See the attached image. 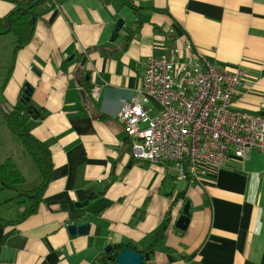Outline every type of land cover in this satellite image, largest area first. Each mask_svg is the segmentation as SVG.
I'll list each match as a JSON object with an SVG mask.
<instances>
[{
    "label": "crops",
    "instance_id": "0c3cea01",
    "mask_svg": "<svg viewBox=\"0 0 264 264\" xmlns=\"http://www.w3.org/2000/svg\"><path fill=\"white\" fill-rule=\"evenodd\" d=\"M57 1L15 54V38L0 34V114L21 104L28 84L40 117L27 127L52 162L37 211L19 223L0 221V264H98L108 245L128 243L146 249L145 264H264V154L231 158L214 177L178 180L169 165L135 161L136 140L117 119L131 99L156 113L137 93L142 64L150 56L175 60L178 51L184 57L189 44L219 67L241 68L234 107L264 117V0H133L152 9L138 14L117 0ZM12 8L0 0V19ZM18 146L7 157L23 174L19 161L26 166L29 156ZM11 192L0 201L8 221L18 217L4 204ZM181 193L185 200L172 207ZM186 200L190 218L180 231ZM71 224L89 231L71 236Z\"/></svg>",
    "mask_w": 264,
    "mask_h": 264
},
{
    "label": "built area",
    "instance_id": "2783aa9c",
    "mask_svg": "<svg viewBox=\"0 0 264 264\" xmlns=\"http://www.w3.org/2000/svg\"><path fill=\"white\" fill-rule=\"evenodd\" d=\"M186 48L192 53L182 57L176 50L175 60L150 56L142 64L137 93L156 113L131 99L117 119L136 140L135 161L169 165L176 179L199 181L214 177L231 158L246 161L254 151L264 154V117L234 107L241 68L218 67L190 44Z\"/></svg>",
    "mask_w": 264,
    "mask_h": 264
},
{
    "label": "trees",
    "instance_id": "16d2710c",
    "mask_svg": "<svg viewBox=\"0 0 264 264\" xmlns=\"http://www.w3.org/2000/svg\"><path fill=\"white\" fill-rule=\"evenodd\" d=\"M13 4L12 10L2 19H0V34L10 28L9 33H12L15 38L13 54L19 49L27 45L32 37L33 25L38 16L58 7L57 0H6ZM121 5L128 7L134 14H138L141 10H152L137 7L133 0H117ZM39 8L41 12L38 13ZM138 22V21H137ZM217 66V65H216ZM219 67V66H218ZM21 104L13 107L9 112L3 113V121L6 128L16 137L24 153L29 156L39 172V184L29 191H22L19 185L25 182L21 172L16 167L11 158H7L0 164V192L11 190L15 193V197L6 201L4 204L8 207L13 206L16 202L18 217L15 220L8 221L0 217V221L5 225L19 223L37 211L38 205L42 201L43 194L51 180L52 162L51 154L48 148L36 139L27 127L28 121L39 119V114L30 104L29 98L25 97L23 92L20 93ZM178 198L185 200L184 194L181 193L173 201L172 207L176 205ZM171 207V208H172ZM137 218L141 220L144 215V210L138 212ZM136 215V214H135ZM170 213L168 212V217ZM118 249L123 247L131 248L132 250L144 254L146 249L138 248L131 243L125 245H113ZM113 258V251L103 252L98 258V264H108L109 259Z\"/></svg>",
    "mask_w": 264,
    "mask_h": 264
},
{
    "label": "water",
    "instance_id": "95a60500",
    "mask_svg": "<svg viewBox=\"0 0 264 264\" xmlns=\"http://www.w3.org/2000/svg\"><path fill=\"white\" fill-rule=\"evenodd\" d=\"M123 26V21L122 20H118L116 22V25L114 27V30L111 34L110 37V41H114L117 36H118V32L121 29V27ZM10 28L7 29L4 33H9ZM84 61H82L83 63ZM31 87L28 84H25L24 89H23V94L25 97H30L31 96ZM87 202L84 203H75V207L77 208H81L82 206L86 205ZM190 201L186 200L184 201V203L182 204L180 210H181V214L180 216L177 218V220L175 221V228L180 230V231H184L187 228V225L189 223V218H190ZM67 230L69 232V234L71 236H75L76 234L79 235H85L88 233L89 231V224H83V225H75V224H71L67 227ZM112 252L113 251V258H108L109 260H112L115 262V264H145L144 262V256L141 253H138L134 250H132L131 248L128 247H123L118 249L117 247L113 246V245H108L105 248V252Z\"/></svg>",
    "mask_w": 264,
    "mask_h": 264
},
{
    "label": "rangeland",
    "instance_id": "374dc122",
    "mask_svg": "<svg viewBox=\"0 0 264 264\" xmlns=\"http://www.w3.org/2000/svg\"><path fill=\"white\" fill-rule=\"evenodd\" d=\"M8 35L9 36H3V37H10V38L14 37L12 33H9ZM1 39H6V38H1ZM18 144H19V142L17 141L16 137L6 128L5 123L3 121V116H2V114H0V164L2 162H4V160L9 158L7 156H10V154L17 155V153H19ZM18 158L19 157H16V161L18 160ZM27 161H28V163L26 162V164H27L26 166L23 165L24 161H22V160L19 161V164L23 168H25L22 171V173H23L22 175L25 178V182L23 184L19 185V188L22 191H29V190L33 189L34 187H36L39 184V179H40L39 172L29 157H27ZM33 169H35V171L37 172V174H36L37 175V183H32L31 178L33 177ZM182 184H184V183H182ZM11 193H12L11 190L1 191L0 192V201L2 202L5 195H8V198L13 196V193L12 194ZM12 207L14 209H17L18 206L16 205V202H13ZM18 213H19V210H18Z\"/></svg>",
    "mask_w": 264,
    "mask_h": 264
}]
</instances>
